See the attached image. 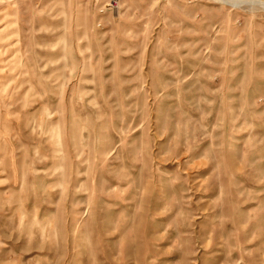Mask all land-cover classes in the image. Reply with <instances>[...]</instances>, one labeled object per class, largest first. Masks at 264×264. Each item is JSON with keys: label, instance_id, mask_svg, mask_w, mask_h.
Wrapping results in <instances>:
<instances>
[{"label": "rangeland", "instance_id": "374dc122", "mask_svg": "<svg viewBox=\"0 0 264 264\" xmlns=\"http://www.w3.org/2000/svg\"><path fill=\"white\" fill-rule=\"evenodd\" d=\"M0 264H264L261 5L0 0Z\"/></svg>", "mask_w": 264, "mask_h": 264}, {"label": "bare ground", "instance_id": "6f19581e", "mask_svg": "<svg viewBox=\"0 0 264 264\" xmlns=\"http://www.w3.org/2000/svg\"><path fill=\"white\" fill-rule=\"evenodd\" d=\"M220 1L230 3L232 5L239 6V7L248 6L254 2V3L260 4L262 10L264 11V1L263 0H220Z\"/></svg>", "mask_w": 264, "mask_h": 264}]
</instances>
